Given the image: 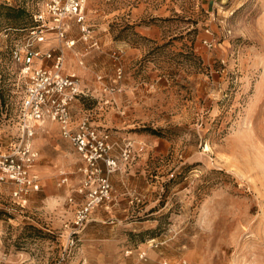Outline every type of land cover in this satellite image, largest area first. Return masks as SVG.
<instances>
[{"label":"rangeland","instance_id":"obj_1","mask_svg":"<svg viewBox=\"0 0 264 264\" xmlns=\"http://www.w3.org/2000/svg\"><path fill=\"white\" fill-rule=\"evenodd\" d=\"M43 1L0 0L1 149L23 89L11 48ZM84 15L90 40L73 23V46L42 48L80 79L75 116L134 153L76 232L85 162L56 122L38 127L41 190L19 204L0 182V264H264V0H86Z\"/></svg>","mask_w":264,"mask_h":264},{"label":"built area","instance_id":"obj_2","mask_svg":"<svg viewBox=\"0 0 264 264\" xmlns=\"http://www.w3.org/2000/svg\"><path fill=\"white\" fill-rule=\"evenodd\" d=\"M85 3L86 0H44L40 8L31 12L35 26L11 48L23 87L18 106V135L5 149L0 148V182L12 184V196L22 204L32 192L41 190L35 170L40 155L35 146L36 131L46 121L59 124L62 136L71 141L85 162L84 188L80 190L85 192V201L75 213L76 232L97 207L110 199L109 175L117 169L121 157L129 160L134 153L132 142H127L121 156H116L109 133L94 124L91 113L75 116L73 102L85 94L80 79L74 73L63 72L61 48H42L53 39L73 46L75 40L68 38L73 23L80 25L85 41L92 38L85 25ZM71 244H75L74 238ZM147 256V251H141L140 261L147 260ZM161 264L172 263L164 260Z\"/></svg>","mask_w":264,"mask_h":264},{"label":"crops","instance_id":"obj_3","mask_svg":"<svg viewBox=\"0 0 264 264\" xmlns=\"http://www.w3.org/2000/svg\"><path fill=\"white\" fill-rule=\"evenodd\" d=\"M57 123V122H56ZM58 124V123H57ZM59 125V124H58ZM59 128H60V126H59ZM38 131V130H37ZM36 131V132H37ZM61 132V131H60ZM36 137V136H35ZM35 146H36V148L38 147L36 144H35ZM75 148V147H74ZM39 151V150H38ZM82 159V158H81ZM39 160V159H38ZM83 161V160H82ZM84 162V161H83ZM39 162L37 161V164H38ZM37 164H36V166H37ZM35 170H36V172L39 174V171L37 170V168L35 167ZM67 176H64V177H62V179H61V182L62 183H66L67 182Z\"/></svg>","mask_w":264,"mask_h":264},{"label":"trees","instance_id":"obj_4","mask_svg":"<svg viewBox=\"0 0 264 264\" xmlns=\"http://www.w3.org/2000/svg\"><path fill=\"white\" fill-rule=\"evenodd\" d=\"M29 16H30V19H31V22H32L31 26L29 27V29H30L31 27L35 26V22H34V20H33V18H32V13H30ZM29 29H28V30H29ZM28 30H27V31H28ZM152 132H153V133H159V131H156V130H154V129H152Z\"/></svg>","mask_w":264,"mask_h":264}]
</instances>
